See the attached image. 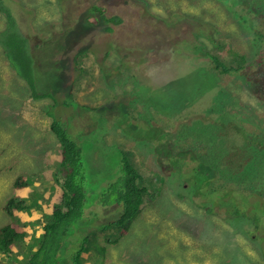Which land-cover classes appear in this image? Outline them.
Wrapping results in <instances>:
<instances>
[{"label": "rangeland", "instance_id": "rangeland-1", "mask_svg": "<svg viewBox=\"0 0 264 264\" xmlns=\"http://www.w3.org/2000/svg\"><path fill=\"white\" fill-rule=\"evenodd\" d=\"M67 1L13 0L18 22L30 38L38 62L39 92L53 91L62 103L54 107L50 97H32L25 82L14 77L8 62H0V227L12 220L4 205L14 194L32 206L29 214L19 213L24 222L31 220L39 228L43 213L49 212L45 201L53 185L51 167L59 151L58 139L50 129L53 117L48 110L52 106L54 117L65 122L70 136L82 147L87 203L73 238L79 245V236L88 237L84 264H264L263 240L256 239L260 235L252 221L233 220L225 210L218 215L203 209L198 204L202 200L198 190L190 192L186 179L201 183L207 177L192 170L196 163L186 162L188 152L176 156V164L168 160L167 140L171 139L155 140L148 130L149 124L157 122L171 133L178 123L169 118L168 104L173 105L174 113L185 107L182 99L173 102V95L184 89L189 92V84L196 79L195 66H204V59L192 51L193 41L201 48L213 49L217 37L228 36L237 46L247 47L242 50L251 56L250 72L257 71L255 64L264 61V48L260 39H253V28H248L247 22L257 17L262 20L257 23L264 22V0H75L64 15ZM92 5L103 7L107 17L120 16L122 22H104L92 11ZM155 14L177 23L166 25ZM92 15L99 21L91 20ZM235 15L240 19L246 15V24ZM194 21L203 23L202 32ZM206 22L216 28L209 29L211 25ZM3 27L0 22V29ZM182 39L186 40L179 42ZM205 51L210 50H202V54ZM195 56L200 58L198 62ZM172 78L174 84L167 85ZM219 80L222 91V84L231 85V76ZM241 82L245 87L246 80ZM73 84L79 91L76 97L69 95ZM249 94L247 101L238 104V99L231 97L229 104L250 111L253 125L247 129L263 139L264 111L258 110L264 106ZM120 100L127 104L124 115L113 118ZM197 100L190 111L182 110L177 116L181 121L188 116L189 128L203 131L206 127L195 117L205 112L208 115L215 103L210 94ZM170 138H175L173 132ZM234 138L233 134L227 137L230 146ZM202 145L206 147L204 142ZM198 146L195 156L203 150ZM122 152L142 170L148 192L141 213L120 236V229L103 230L101 226L118 217L121 207L99 201L107 184L122 176ZM238 152L246 153L244 148ZM179 161L181 176L175 168ZM260 161L262 169L249 178L264 198V155ZM32 173V185L21 191L14 189L18 175ZM24 250L25 245L15 246L16 264H26Z\"/></svg>", "mask_w": 264, "mask_h": 264}, {"label": "trees", "instance_id": "trees-1", "mask_svg": "<svg viewBox=\"0 0 264 264\" xmlns=\"http://www.w3.org/2000/svg\"><path fill=\"white\" fill-rule=\"evenodd\" d=\"M74 1H67V5L62 9L64 15L68 14L67 11L70 10ZM91 8L92 11L98 12L101 19L106 23L120 24L122 22V18L118 15L110 17L103 15L104 8L101 6L92 5ZM261 15L264 16V11L261 12ZM155 16L159 17L166 25L177 23L175 18L176 22L172 18H162L156 14ZM235 16L241 24H246L248 18L246 15H241V19L239 16ZM90 18L95 22L99 21V17L96 15H92ZM258 19L260 18L250 19L247 22V24L249 23L247 27L253 28L251 29L254 33L253 39L255 41L260 39L263 44L261 48H264V22L262 24L257 23ZM260 21L262 20L260 19ZM0 22L4 24V27L0 29V55L3 58L0 62H8L14 77L16 76L25 82L32 97H50L53 101L51 105L54 107L61 104L57 93L53 91L39 92L36 82L38 62L34 56L30 38L23 33L18 22L17 9L13 0H0ZM239 22L238 25H240ZM194 23L198 24L197 30L202 32L203 23L198 21H194ZM206 23L208 25L209 22ZM209 24L212 26L208 25L209 29L216 28L211 23ZM107 29L111 30V26H107ZM172 32L174 31L172 30ZM185 40L182 39L179 42ZM215 42L217 44L213 49L201 45L205 48L203 49L193 41L194 50L192 51L197 52V55L199 54L204 59V66H195L196 79L194 84H189V92L184 89L173 95V102L182 99L185 104L182 110L190 111L192 104L198 101L197 99L200 97L202 99L205 95L210 94L212 102L215 104L207 111L209 116L205 112L195 117L196 122L201 123L206 128L203 131L191 130L187 122L188 116H185L184 120L181 121L177 113L182 112V110H177L174 113L173 105L168 104L169 118L178 122L171 131L175 138H170V131L167 132L165 127L157 124V122L153 123L154 125L149 124L148 130L151 132V138L154 137L155 140L160 141L161 137L171 139L168 141L166 138L169 146L168 160H174L175 163L176 156L181 155L182 157V153L188 152L190 159L186 162L196 163L192 170L201 172L207 177L201 183L186 179L187 184L190 185L188 188L190 192H197L198 190L197 194L202 198L198 204L203 209L209 214L218 213V215L221 210H225L224 212L237 221L249 218L253 223V229L258 231L260 235L256 236V239L258 241L263 240L264 244V198L262 191L257 189V185L249 178L262 169L260 159L264 155V138H260L259 135L247 129L253 125L252 117L248 116L250 111L243 109L240 105L236 109L240 101L245 102L250 98L249 91L264 106V72H261V70L264 71V61L262 60L257 64L254 62L257 71L250 72L253 66L252 61L249 60L251 56L248 50L246 52L242 50L247 49L246 46L239 47L231 38L229 39L228 36L224 35L217 37ZM202 50L210 51H205L202 54ZM199 59L198 56H195L196 62ZM122 64L124 68L129 69V65L123 62ZM260 66H262L261 70L259 69ZM221 76H231V85L229 83L222 84L223 91L218 89ZM173 78L166 81L167 85L174 84ZM241 80H246L245 87H243ZM242 90H245L246 98L242 96L244 92L239 94ZM69 91V95L72 94L73 97L79 93L75 84L71 85ZM231 97L238 99L237 105L233 106V103L231 106L229 104ZM123 100L125 101L124 98ZM83 105L88 104L83 103ZM126 105L120 100L113 118L123 116ZM129 105L131 104L129 103ZM51 107L48 110V114L53 117L50 122V129L58 139L59 151L51 167L53 185L49 192V199L45 201L49 206L47 207L49 212L43 213L41 225L37 228L33 221L29 220L26 223L19 217V213L26 212L29 214L31 211L32 206L24 198L14 194L6 200L4 210L12 220L0 227V264H16L14 248L20 245H25L26 256L24 260L26 264H84L82 259L86 252L88 237L86 235L79 236V245L75 244L73 238L78 234L77 222L83 218L87 203L85 187L87 174L82 147L70 136L65 122L62 123L55 118L56 115L52 113ZM262 110L264 111V109L258 111ZM252 111L254 112L253 106ZM231 134L235 138L234 140L231 139L232 145L230 146L227 137L230 138ZM196 138L200 141L196 142ZM178 139L180 142H177ZM202 142L206 144V147L202 145ZM198 145L203 146V150L195 156L194 150L199 149ZM241 148H244L245 154H239L238 150ZM253 152L259 154L255 155ZM121 155L122 176L107 184L99 202L103 205L116 204L121 207L120 215L104 223L101 227L103 230L118 228L120 229V236H123L130 230L132 222L141 213L148 189L138 164L132 162L125 152H122ZM175 168L181 176L180 161L179 164L175 165ZM184 175L187 178L189 176L187 173ZM34 176L35 173L18 175L13 184L14 189L21 191L29 187L33 184ZM210 182L214 184L212 185ZM116 240L117 238H114L112 241L115 242ZM105 249L103 247L101 250L104 251ZM2 254L7 257L6 260L1 258Z\"/></svg>", "mask_w": 264, "mask_h": 264}]
</instances>
